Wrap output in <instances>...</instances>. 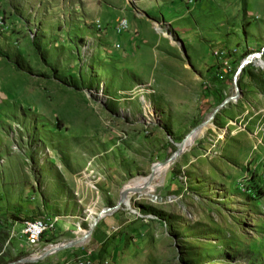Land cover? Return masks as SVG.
Here are the masks:
<instances>
[{"label":"rangeland","instance_id":"obj_1","mask_svg":"<svg viewBox=\"0 0 264 264\" xmlns=\"http://www.w3.org/2000/svg\"><path fill=\"white\" fill-rule=\"evenodd\" d=\"M257 54L264 0H0V264H264Z\"/></svg>","mask_w":264,"mask_h":264},{"label":"bare ground","instance_id":"obj_2","mask_svg":"<svg viewBox=\"0 0 264 264\" xmlns=\"http://www.w3.org/2000/svg\"><path fill=\"white\" fill-rule=\"evenodd\" d=\"M120 28L125 29L126 24L125 23L121 24ZM250 63H255L259 68L264 69V62L261 60V57H258L257 55L251 56L244 61V65H247ZM229 101L236 102V97L232 96L231 98H229ZM211 119L212 118H209V121ZM208 126H211V125L208 123L204 124L200 128H198L197 130H194L191 134H189V136L187 137L186 141L183 144V147L181 148V152H184L185 150L187 151V149L194 142L195 138L198 135H203L206 127H208ZM212 129H214V128H212ZM223 138L224 137L222 136V134H219L217 140H223ZM170 164H171V160H169L168 163H166V164H158L157 166L154 167L151 176L143 178V179H141L135 183H132L130 185H127L126 190H128V189H137V190H145V189L150 190V189H152L154 184H157L159 181L162 180V178H163V176H164L165 172L167 171ZM126 204H128V203L126 202ZM94 216H96V215H94ZM46 223H53L52 232L56 230V222L55 221L46 220ZM40 225H45V219H35V220H31V221H26L23 224V228H29L31 226H40ZM80 240H81V242H84L85 238H81ZM38 242L39 241H36V244ZM50 249H51V251H53V250H55V247H51ZM47 250H48V248H47Z\"/></svg>","mask_w":264,"mask_h":264},{"label":"built area","instance_id":"obj_3","mask_svg":"<svg viewBox=\"0 0 264 264\" xmlns=\"http://www.w3.org/2000/svg\"><path fill=\"white\" fill-rule=\"evenodd\" d=\"M53 223H46L40 226H31L29 228H22L19 226L18 233L23 238L25 246L31 252H35V259H39L43 253H39L41 249L36 248V241H42L52 235ZM28 260V259H26ZM23 264V263H17ZM29 264V263H26Z\"/></svg>","mask_w":264,"mask_h":264},{"label":"water","instance_id":"obj_4","mask_svg":"<svg viewBox=\"0 0 264 264\" xmlns=\"http://www.w3.org/2000/svg\"><path fill=\"white\" fill-rule=\"evenodd\" d=\"M254 56V55H253ZM257 56L258 57H261V54H257ZM251 57V56H250ZM248 59V58H247ZM246 60V59H245ZM244 60V61H245ZM244 61L240 64V66H239V69H238V73H240V71L244 68ZM226 102H229V99H227V100H225V103ZM221 106H219L218 108H220ZM210 118H212V116L210 117ZM199 128V127H198ZM197 128V129H198ZM197 129H195V130H197ZM194 131V130H193ZM192 131V132H193ZM191 132V133H192ZM190 133V134H191ZM189 136V135H188ZM187 136V137H188ZM187 139V138H186ZM186 139L182 142V143H180L179 145H178V152H176L174 155H172L171 156V158H170V160H171V162L180 154V153H182L181 152V148L183 147V144H184V142L186 141ZM168 163V162H167ZM108 213H111V211L110 210H107V209H105V210H103L100 214H99V216L97 217V219L94 221V225L95 224H97L98 223V221L101 219V218H103L105 215H107ZM61 247L60 246H56L55 247V250H53V251H56V250H58V249H60ZM53 251H51V249H49V250H47V251H45L43 254H42V256L39 258V259H41V258H44L45 256H47V255H49L51 252H53ZM38 260V259H37ZM17 263H23V264H26V263H33V260H26V259H23V260H20L19 262H17Z\"/></svg>","mask_w":264,"mask_h":264},{"label":"crops","instance_id":"obj_5","mask_svg":"<svg viewBox=\"0 0 264 264\" xmlns=\"http://www.w3.org/2000/svg\"><path fill=\"white\" fill-rule=\"evenodd\" d=\"M251 160H249V163L248 164H246V166H245V169H244V171H246V173L247 172H249V169H250V166H252L253 164H258L259 162H257L256 163V161L255 162H250ZM245 173V172H244ZM171 183V185H170V188H169V190H174L175 188H174V184L172 183V182H170ZM168 190V191H169ZM167 191V190H166ZM102 219V218H101ZM100 219V220H101ZM100 220L98 221V222H100ZM112 221L113 220H110V221H102L103 222V224H102V226L101 227H98V229H99V234H101V231H103V230H105V226H112L113 225V223H112ZM99 224V223H98ZM100 225V224H99ZM122 241V239L120 238L119 239V243Z\"/></svg>","mask_w":264,"mask_h":264},{"label":"trees","instance_id":"obj_6","mask_svg":"<svg viewBox=\"0 0 264 264\" xmlns=\"http://www.w3.org/2000/svg\"><path fill=\"white\" fill-rule=\"evenodd\" d=\"M20 222H21L22 224H24L26 221H24V220H21Z\"/></svg>","mask_w":264,"mask_h":264}]
</instances>
